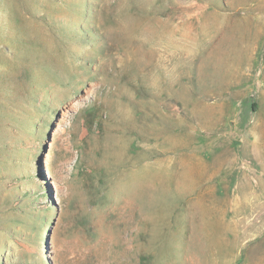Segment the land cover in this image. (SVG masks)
<instances>
[{
    "label": "rangeland",
    "instance_id": "rangeland-1",
    "mask_svg": "<svg viewBox=\"0 0 264 264\" xmlns=\"http://www.w3.org/2000/svg\"><path fill=\"white\" fill-rule=\"evenodd\" d=\"M0 264H264V0H0Z\"/></svg>",
    "mask_w": 264,
    "mask_h": 264
}]
</instances>
